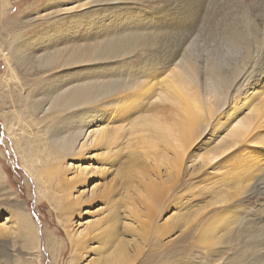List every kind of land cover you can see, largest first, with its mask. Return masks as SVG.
<instances>
[{"label":"rangeland","instance_id":"374dc122","mask_svg":"<svg viewBox=\"0 0 264 264\" xmlns=\"http://www.w3.org/2000/svg\"><path fill=\"white\" fill-rule=\"evenodd\" d=\"M206 1L0 0V224L8 230L6 238L0 237V247L8 243L16 263L72 264L68 229L76 233L85 229L91 232L117 216L120 217L117 222L122 235L130 241L134 233L127 231L122 224L127 220L125 208L128 203L139 215L141 209L144 214L141 219L147 221L145 206L140 201L143 192L139 181L141 168L137 170L127 158L130 148L123 143L126 138L119 139V144H114L111 149H100L101 157L98 158L93 157L97 152L85 144L93 129L99 132L106 128L108 132L124 136L136 131L135 136L140 135V125H132L140 111L134 108L125 112L122 109L120 116L115 118L111 110L102 109L98 113L97 125L76 140L73 155L59 159L61 157L54 149L68 139L70 132L77 130L79 121L76 123V118H85L74 115L68 119L70 123L65 118L61 119L62 112L71 103L87 101V104H92L100 94L114 98L123 96L127 100L131 96L132 99L128 100L131 103L138 98L137 106H140V82L147 76L146 72L159 70L160 63L183 49V41L176 37L177 29L189 28L202 17L214 31H220L222 21L229 19L230 15L226 13L218 20V6L215 4L209 6L208 15L204 13ZM227 1L238 15L225 32L238 43L239 53L237 61L231 62L230 67L236 74L223 86L225 100L242 71L254 74L257 66L264 62V27L254 14L257 2L264 0ZM175 3L179 4L177 9ZM69 7L72 8L65 9ZM121 54L126 57L122 59ZM55 83L59 84L60 93L52 99H45L49 96L45 94L47 87ZM72 86H77V90H72ZM68 88L72 90L70 94L66 91ZM136 93L139 94L133 98ZM131 106L137 108L136 105ZM246 113L247 110L242 112ZM221 132H208L196 142L184 163L183 179L174 185L168 180L170 171L165 166V158L159 159L166 190L160 193L158 206L150 203L158 210L156 224L175 226L182 220L184 222L191 210L198 209L209 200V197L202 196L211 182L210 176L206 181L201 179L204 172L215 173L216 168L201 167L196 158L213 147ZM56 133L57 141L52 143V135ZM161 147L163 145L159 143ZM56 162L61 163L70 179L75 166L84 172L83 181L76 186L72 180L71 186L75 187H71L70 196L66 195L69 200L81 197L74 213L67 211L63 214L65 192L57 184L55 175L50 174L48 190L41 191L40 182L30 169L34 168L38 174L47 168L51 172L50 168ZM149 172L160 182L154 170L149 169ZM246 206L243 223L253 220L251 228L259 229L264 225V194L252 192ZM136 225L140 228V222ZM179 234V229H174L159 243V249L151 251L149 248L150 259L159 253L151 264L171 261L174 252L181 253L187 249L195 253L191 254L189 250L191 260H202V253L195 242L196 233H189L187 240H178ZM51 237L56 238L57 244H48L47 239ZM135 237L140 240L139 235ZM243 239L244 242L241 241L235 249L238 255L233 250L223 252L222 258L230 261L229 264L244 259L243 244L247 235ZM127 249L130 252L134 249L132 241L128 242ZM97 254L100 255H93L96 259L99 257ZM259 255L264 259L263 247ZM204 257L208 264L223 262L219 256L215 259L208 258V255ZM263 263L264 260L258 264Z\"/></svg>","mask_w":264,"mask_h":264},{"label":"bare ground","instance_id":"6f19581e","mask_svg":"<svg viewBox=\"0 0 264 264\" xmlns=\"http://www.w3.org/2000/svg\"><path fill=\"white\" fill-rule=\"evenodd\" d=\"M106 2L104 1V3ZM212 4L218 6V20L226 13L230 15L229 19H222L220 31H214L202 17L189 28L177 29L176 37L183 41L181 44L183 49L180 47L181 51L179 49L168 61L160 63L159 70L152 72L150 70L149 74L146 72L147 76H144V80L140 82V94L133 95V98H136L137 94L140 95V106H137L138 98L131 103L128 101L131 96L127 100L123 99V96L114 98V96L100 94L91 102L92 104H87V101L86 103H71L62 112L61 119L68 120L74 115L85 118H76L75 122L79 121L76 125L77 130L70 132L68 139L66 137L67 140L59 143L54 149L56 155L61 157L59 159L69 158L73 155L76 140L82 135H86L88 129L93 125H97L100 119L98 113L102 109L111 110L115 118L120 116L122 109L125 112L134 108L136 111H140V116L136 117L137 120L132 123L134 126L140 125V135L135 136L136 131L124 136L118 132H108L106 128L99 132L93 129L89 132L91 136L85 144L97 152V154H93V157L98 158L101 157L98 152L100 149H111L114 144H119V139L126 138L123 143H127L128 149L130 148L127 158L134 163L137 170L141 168L139 181L143 192L140 194V201L145 206L147 221L141 219L144 217L141 209L139 215L137 210L130 208V203H128L125 208L127 220L122 224L127 231L134 233L133 238H130L134 244L132 252L127 249V244L130 241L122 235L117 222L120 221L118 216L105 226L98 227L91 232L85 229L76 233L72 229H68L72 255L70 262L72 264H151L159 253H156L153 259H150L148 253L159 249V243L174 229L180 231L178 240L179 238L187 240L189 233H196L198 237L195 242L199 252L203 255H201L202 260H191L190 253L194 255L195 253L186 248L187 250L181 253L174 252L171 257L173 260L163 261L164 263L161 264H169V262L173 264H208L205 255L211 259L219 256L223 261L222 264H229L230 261L226 262L222 258L223 252L233 250L235 255H238L235 249L241 245V241L244 242L242 238L246 235L247 241L243 244L244 259L241 258L234 264H258L264 260L263 256L259 255L261 248H264V225L259 229H252L251 221L253 220L250 219L249 223H243V216L248 209L246 206L248 197L252 192L264 194V62L257 66V72L254 74L252 71L246 73L242 71L230 89L227 99H224L223 86L236 74L230 67L231 62L237 61L236 56L239 53L238 43L233 40L234 38L226 35L228 33L225 32V29L229 28L232 20L238 14L227 0H207L203 11L207 15L209 6ZM80 5L82 8L83 5ZM177 5L179 4L174 6L176 9L179 7ZM70 8L72 7L65 9ZM254 14L264 27V2H257ZM119 56L122 59L126 57L123 54ZM76 88L77 86L71 87L72 90ZM47 89L45 94L49 96H46L45 99L49 97L52 99V96H57L60 93L58 83L48 86ZM71 89L66 90L68 94L72 91ZM131 105H136L137 108ZM244 110H247L246 114H242ZM57 120L55 121L57 122ZM68 122L71 123V120ZM56 125L54 124L55 127ZM215 130L216 134L220 130L222 132L215 139L213 147L196 158L201 163V167L219 168V170L215 169V173L204 172L203 179H201L206 181L210 176L211 182L203 196L204 190L200 192L202 198L209 197V200L198 209L191 210V214L185 217L184 222L182 220L175 226L156 224L158 210L156 211L154 209L156 206H151L150 203H155L158 206L161 200L160 193L166 190V181L161 175L159 159L165 158V166L170 171L168 180L174 185L178 180L183 179L184 163L192 147L201 137L208 132H215ZM56 135L57 133L52 135V143L57 141ZM159 143H162L163 147L159 148ZM60 164L56 162V165L50 168L51 164L49 167L51 172L47 168L42 174L35 172L34 168L30 169L32 174L36 175L38 183L40 182L41 191L48 190L50 174L55 175L57 184L65 192L62 201L63 214L67 211L74 213V207L79 203L81 197L70 199L72 201L67 197L75 187L71 186L72 180L77 186L83 181L84 172L82 173V169L75 166L70 179ZM148 168L154 170L160 182L153 179ZM187 190L189 191V188ZM66 222L69 221L66 220ZM138 222H140V228L136 227ZM6 232H8L7 228L4 224H0V237L6 238ZM150 232L151 235H149ZM136 235L140 236V240L135 237ZM55 239L53 237L47 239L48 244L50 246L57 244ZM147 247L148 249H146ZM150 247L151 251H149ZM187 252L190 253L187 254ZM96 253H100V255L97 254L99 255L97 259L93 257ZM0 264H22L15 262L8 243L0 247Z\"/></svg>","mask_w":264,"mask_h":264}]
</instances>
